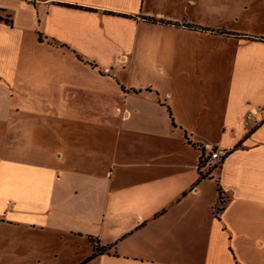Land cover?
I'll list each match as a JSON object with an SVG mask.
<instances>
[{
	"label": "crops",
	"instance_id": "crops-1",
	"mask_svg": "<svg viewBox=\"0 0 264 264\" xmlns=\"http://www.w3.org/2000/svg\"><path fill=\"white\" fill-rule=\"evenodd\" d=\"M0 264H264V0H0Z\"/></svg>",
	"mask_w": 264,
	"mask_h": 264
},
{
	"label": "built area",
	"instance_id": "built-area-1",
	"mask_svg": "<svg viewBox=\"0 0 264 264\" xmlns=\"http://www.w3.org/2000/svg\"><path fill=\"white\" fill-rule=\"evenodd\" d=\"M254 115L255 112L250 111L247 114V119L245 121V124L248 125L249 120L253 119ZM200 149L203 151L204 156L207 159L208 162L207 164L210 166L212 165L215 168L219 167L229 154L228 149L211 142H204L203 144L200 145Z\"/></svg>",
	"mask_w": 264,
	"mask_h": 264
},
{
	"label": "rangeland",
	"instance_id": "rangeland-1",
	"mask_svg": "<svg viewBox=\"0 0 264 264\" xmlns=\"http://www.w3.org/2000/svg\"><path fill=\"white\" fill-rule=\"evenodd\" d=\"M152 38L156 39V40H161V41H175V40L179 39V37H176L172 34L159 35L157 33H155ZM137 71H138V69H137L136 63H130V64L125 65V66H120L117 69V72L121 76L129 77L132 82H134L136 80V74L138 73ZM144 72H147V70L144 69Z\"/></svg>",
	"mask_w": 264,
	"mask_h": 264
},
{
	"label": "trees",
	"instance_id": "trees-1",
	"mask_svg": "<svg viewBox=\"0 0 264 264\" xmlns=\"http://www.w3.org/2000/svg\"><path fill=\"white\" fill-rule=\"evenodd\" d=\"M159 22H165V21L159 20ZM204 166H205V156H204L203 151L201 150V158H200V162H199V170H202ZM201 176L204 177L205 175L201 172ZM219 200H220L219 207L217 209L218 212H220L223 209V207L225 206V199L222 198V196L220 197ZM105 250H106V247L97 248L96 253H98V251L102 252V251H105Z\"/></svg>",
	"mask_w": 264,
	"mask_h": 264
}]
</instances>
